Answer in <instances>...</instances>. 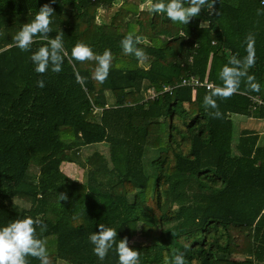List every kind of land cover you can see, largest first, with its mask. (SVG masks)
Here are the masks:
<instances>
[{
    "label": "trees",
    "instance_id": "16d2710c",
    "mask_svg": "<svg viewBox=\"0 0 264 264\" xmlns=\"http://www.w3.org/2000/svg\"><path fill=\"white\" fill-rule=\"evenodd\" d=\"M45 3L54 9L49 36L63 31L68 57L77 42L98 54L111 50L105 83L92 78L95 62L68 57L61 73L38 74L30 56L46 42L37 38L29 52L14 46ZM146 5L0 0V227L41 218L47 230L38 235L52 264H119L115 246L103 261L93 253L89 236L100 223L117 229V243L127 237L140 264H172L180 252L186 264H264V143L252 126L234 135V117L264 119V104L252 109L249 97L264 103V15H257L264 4L217 0V15L205 8L187 25ZM113 6L108 20L99 18ZM129 33L142 37L137 47L147 61L124 54L120 42ZM249 33L256 61L249 74L261 91L242 84L218 101L222 118L213 119L202 106L208 89L181 80L220 84L230 53L247 55ZM65 165L81 168L82 178Z\"/></svg>",
    "mask_w": 264,
    "mask_h": 264
},
{
    "label": "clouds",
    "instance_id": "9594fccd",
    "mask_svg": "<svg viewBox=\"0 0 264 264\" xmlns=\"http://www.w3.org/2000/svg\"><path fill=\"white\" fill-rule=\"evenodd\" d=\"M50 2L54 4L56 0H50ZM216 3L217 0H147L146 8L143 10L152 14H166L171 22L187 25L205 8L209 16L217 15ZM53 15L54 9L50 4H43L34 19L30 23H24L13 37L14 46L23 52L31 51L37 38L46 42L45 46L39 47L30 56L31 62L35 65V72L41 75L46 74L49 69L52 73H61L63 62L68 57V52L64 47L63 31L59 29L54 38L49 36V33L53 32L51 27ZM257 15H264V8H258ZM199 26L202 28L203 22ZM4 34L0 32V36ZM141 42L142 37L129 33L120 44L124 54L134 55L139 61H147V54L137 47ZM254 44V34L249 33L245 37L247 55L239 57L230 53L227 64L222 66L218 73L221 83L208 85V92L203 97L202 106L213 119L222 118L218 101L231 99L241 91L242 84L250 92L261 91V85L256 82L255 76L249 74V70L255 66L256 62ZM68 58L81 64L95 62L96 67L92 78L100 84L108 79L114 59L110 49H105L98 54L83 42H77L72 47ZM75 80L82 87L85 85V77L81 76L78 71L75 72ZM37 87H45L43 79L37 81ZM58 199L67 201L68 196L66 193H59ZM38 229L42 234L47 230V225L41 218L31 216L14 219L0 227V264H30L29 258L37 260L39 264H52L46 241L40 238ZM98 229V232L90 234L89 241L94 246L93 253L99 260L103 261L109 250L115 246L119 264H140V251L128 246L127 237L120 239L117 243V229L108 227L104 223H100ZM172 264H186L184 253L180 252L175 255Z\"/></svg>",
    "mask_w": 264,
    "mask_h": 264
},
{
    "label": "rangeland",
    "instance_id": "374dc122",
    "mask_svg": "<svg viewBox=\"0 0 264 264\" xmlns=\"http://www.w3.org/2000/svg\"><path fill=\"white\" fill-rule=\"evenodd\" d=\"M117 6H113V7H110V8H104V9H100L99 10V18H104V19H109L111 14L113 13V11L116 9ZM253 120V119H252ZM256 120V119H254ZM247 121L245 117H242V116H236L234 117V135L236 136L238 131L240 130V126H247V127H254L255 129H257L258 131H261V133H263L261 136H260V139H259V142L260 143H264V119L261 120V121H258V122H255V121ZM240 123V125L238 124ZM65 171L75 177V178H79L81 179L82 178V169L81 168H78L76 165H73V166H67L65 165L64 167ZM50 218H54V216L52 214H48ZM134 242H137V241H141V238H135L133 240Z\"/></svg>",
    "mask_w": 264,
    "mask_h": 264
},
{
    "label": "built area",
    "instance_id": "2783aa9c",
    "mask_svg": "<svg viewBox=\"0 0 264 264\" xmlns=\"http://www.w3.org/2000/svg\"><path fill=\"white\" fill-rule=\"evenodd\" d=\"M261 3L264 4V2H262V0H261ZM209 84H212V83L207 81V80L200 81L199 79H197L195 77L184 78L181 80V85L190 86L192 88L204 86L206 89H208ZM167 89H169V88H167ZM152 96H153V93H152L151 97ZM249 97L252 101V106H251L252 109H255L257 106L264 104L259 96H249Z\"/></svg>",
    "mask_w": 264,
    "mask_h": 264
},
{
    "label": "crops",
    "instance_id": "0c3cea01",
    "mask_svg": "<svg viewBox=\"0 0 264 264\" xmlns=\"http://www.w3.org/2000/svg\"><path fill=\"white\" fill-rule=\"evenodd\" d=\"M249 122V121H248ZM239 125H240V123H238ZM259 134H260V136L263 134V133H261V131H259Z\"/></svg>",
    "mask_w": 264,
    "mask_h": 264
}]
</instances>
